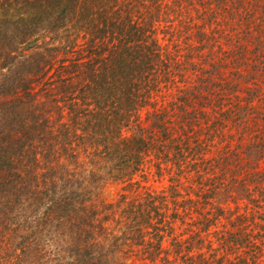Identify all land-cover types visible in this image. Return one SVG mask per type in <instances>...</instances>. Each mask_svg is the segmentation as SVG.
I'll return each instance as SVG.
<instances>
[{"label": "trees", "instance_id": "trees-1", "mask_svg": "<svg viewBox=\"0 0 264 264\" xmlns=\"http://www.w3.org/2000/svg\"><path fill=\"white\" fill-rule=\"evenodd\" d=\"M0 264H264V0H0Z\"/></svg>", "mask_w": 264, "mask_h": 264}, {"label": "rangeland", "instance_id": "rangeland-1", "mask_svg": "<svg viewBox=\"0 0 264 264\" xmlns=\"http://www.w3.org/2000/svg\"><path fill=\"white\" fill-rule=\"evenodd\" d=\"M122 187L123 186L120 184H106L102 189V199H104L106 202H115L119 198V195L122 193L129 196H133L135 194L133 189L123 192ZM146 187H150L153 190H161L166 187V182H159L155 179L150 178L149 182L146 184Z\"/></svg>", "mask_w": 264, "mask_h": 264}]
</instances>
